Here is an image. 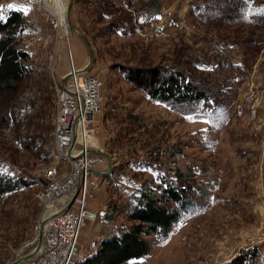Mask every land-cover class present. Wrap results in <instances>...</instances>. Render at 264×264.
Wrapping results in <instances>:
<instances>
[{
    "label": "rangeland",
    "instance_id": "obj_1",
    "mask_svg": "<svg viewBox=\"0 0 264 264\" xmlns=\"http://www.w3.org/2000/svg\"><path fill=\"white\" fill-rule=\"evenodd\" d=\"M171 1L159 0V13L150 16L155 0H73L69 20L94 51L88 73L103 82L104 108L91 144L113 162V172L102 176V189L90 201L99 218L85 227L77 261L92 254L104 234L130 223L126 210L136 190L159 186L163 176L173 179L180 168L196 182L195 205L167 236H147L151 249L146 256L124 264H228L246 252L257 256L249 264H264V0H255L246 20L213 19L204 24L192 10L208 0L188 4L189 0H176L181 2L173 10ZM69 2L42 0L29 7L23 0H0L2 10H23L25 27L16 41L30 54L26 62L30 71L16 99L18 132V124L5 127L0 120V168L32 182L0 195V264H11L33 251L30 246L42 214L40 196L47 185L44 171L54 163L52 147L43 159L35 145L26 149L21 140L31 130L45 134L51 130L52 140L57 86L73 68L82 70L89 62L80 36L71 28L66 35L54 24L57 10L68 24ZM100 2L112 3L123 12L113 9L116 14H104L111 7L101 8ZM255 4L263 8L258 10ZM165 9L188 27L156 37L146 26ZM125 12L127 25L112 29L110 22ZM193 52L207 62L206 69L193 65L192 70L209 77L215 92L222 94L218 97L222 105L214 111L151 99L120 69L178 65L173 60H185ZM252 88L257 91L255 106L241 114L237 104ZM252 108L257 109L256 116ZM114 207L113 219L106 220L105 214Z\"/></svg>",
    "mask_w": 264,
    "mask_h": 264
},
{
    "label": "trees",
    "instance_id": "obj_2",
    "mask_svg": "<svg viewBox=\"0 0 264 264\" xmlns=\"http://www.w3.org/2000/svg\"><path fill=\"white\" fill-rule=\"evenodd\" d=\"M254 2L255 0H208L195 4L192 14L203 24L213 19L243 21L248 18L247 11ZM152 3L153 9L148 11L150 16L160 11L159 0ZM100 7H111L110 10L105 9L104 14L107 15L123 12L112 3L100 2ZM215 7H225L230 9V12L217 11L219 8ZM255 8L262 9L263 4H255ZM252 17L254 16H250ZM127 19L125 12L123 16L110 22V26L112 29L122 30L127 25ZM25 20L21 9L5 11L0 8V120L5 127L18 124L17 132L21 119L16 108V99L30 71L26 63L30 54L20 49L16 41L24 30ZM204 60L205 57L197 56L193 52L187 54L185 60H173L174 64L178 65H123L120 69L130 83L146 92L151 99L172 106H204L214 111L215 107L217 109L222 105L218 99L222 94L215 92V86L209 77L200 76L191 68L195 65L206 69L204 66L207 61ZM51 133V130L49 134L31 130V135L28 133L22 138V146L30 149L35 145L39 149V155L43 159L48 158L52 147ZM39 137L42 140L40 145ZM189 177L187 171L177 168L173 179L163 176L159 186L141 187L136 190L126 210L130 223H122L115 230L104 234L93 253L75 264H124L130 259L146 256L151 249L147 236H167L182 216L195 205L193 195L196 193V182H191ZM31 183L25 176L12 175L0 168V195L29 187ZM115 210L114 207L110 214H105L106 220L113 219ZM256 257V253L246 252L228 264H249V259L254 260Z\"/></svg>",
    "mask_w": 264,
    "mask_h": 264
},
{
    "label": "built area",
    "instance_id": "obj_3",
    "mask_svg": "<svg viewBox=\"0 0 264 264\" xmlns=\"http://www.w3.org/2000/svg\"><path fill=\"white\" fill-rule=\"evenodd\" d=\"M41 1L23 0L29 7ZM53 13L54 24L62 30L58 14ZM184 27H188L186 21L166 9L146 26L156 37L164 36L172 28ZM66 77L57 86L59 96L51 150L54 163L44 171L47 185L40 196L42 214L30 247L36 248L38 238L41 245L25 264H75L82 229L99 218L98 210L90 207V201L102 189V176L95 171L106 172L109 161L88 142V137L95 134L103 113V82L98 76L77 68ZM255 101L257 91L252 88L237 104L238 112L242 114L250 105L255 106ZM252 112L256 116L257 109L252 108Z\"/></svg>",
    "mask_w": 264,
    "mask_h": 264
},
{
    "label": "water",
    "instance_id": "obj_4",
    "mask_svg": "<svg viewBox=\"0 0 264 264\" xmlns=\"http://www.w3.org/2000/svg\"><path fill=\"white\" fill-rule=\"evenodd\" d=\"M72 5H73V0H70V2L68 4V7H67V20H68L69 27L71 28V30H73L74 32H76L80 36V38L82 39V41L84 42V44L88 48L89 62L87 64V66L84 69L81 70L83 72H88L90 67L92 66V64L94 62V51H93L92 46L89 43V41L78 31L77 28H75L72 25V23L69 20V13H70V10L72 8ZM67 78L68 77H65L63 81L65 82L67 80ZM100 153L102 155H104L108 159L109 167H108V170L106 172L95 171V173L98 174L99 176L107 177L110 174V172L112 171V169H113V162H112L111 156L108 153H106L104 151H101ZM40 245H41V240L38 241L37 246H36V248L33 251H31L30 253H28V254H26V255H24V256L16 259V260H14L11 264H19V263L27 261L28 259H30L36 253V251L38 250Z\"/></svg>",
    "mask_w": 264,
    "mask_h": 264
},
{
    "label": "bare ground",
    "instance_id": "obj_5",
    "mask_svg": "<svg viewBox=\"0 0 264 264\" xmlns=\"http://www.w3.org/2000/svg\"><path fill=\"white\" fill-rule=\"evenodd\" d=\"M57 12H58V17H59L60 23H61V25H62L63 31L65 32L66 35H68L69 32H70V31H69V29H70V27H69V23H68V24H65V23H64V20H62V19H63V17H62V13H61L60 11H58V10H57ZM67 21H68V20H67ZM71 54H72V53H71ZM88 142L91 143V136L88 137Z\"/></svg>",
    "mask_w": 264,
    "mask_h": 264
},
{
    "label": "crops",
    "instance_id": "obj_6",
    "mask_svg": "<svg viewBox=\"0 0 264 264\" xmlns=\"http://www.w3.org/2000/svg\"><path fill=\"white\" fill-rule=\"evenodd\" d=\"M181 1H183V0H181ZM181 1H179V2H177L176 0H172L171 1V10H173V8H175L174 6L175 5H178L179 6V3L181 2ZM190 2V0L187 2V4ZM164 5V3L162 4V6ZM177 6V7H178ZM170 7H167V8H170ZM190 7L189 6H187V8L185 9L186 11H188V9H189ZM162 9V8H161ZM86 227H88V226H86ZM84 230H85V228H83L82 229V232H81V236H82V234H83V232H84ZM86 232V231H85Z\"/></svg>",
    "mask_w": 264,
    "mask_h": 264
}]
</instances>
